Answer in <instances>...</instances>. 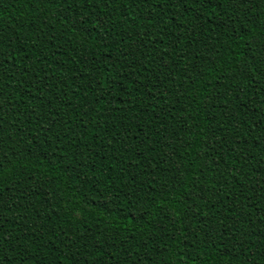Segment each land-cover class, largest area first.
Returning a JSON list of instances; mask_svg holds the SVG:
<instances>
[{
    "label": "trees",
    "instance_id": "1",
    "mask_svg": "<svg viewBox=\"0 0 264 264\" xmlns=\"http://www.w3.org/2000/svg\"><path fill=\"white\" fill-rule=\"evenodd\" d=\"M213 7L181 15L174 3L158 16L159 6L140 0H94L87 8L76 0L70 12L65 0H0V103L10 108L5 135L15 131L0 146V189L21 197L14 211L11 204L0 210V234L21 235L9 242L16 247L12 264H64L63 236L93 233L72 247L82 264H264V73L261 55L248 51L253 40L260 42L254 48L264 45V0L243 6L242 16ZM85 12L83 25L65 19ZM128 47L140 48L147 74L123 65ZM104 77L116 81L103 89L101 103L113 109L107 122L91 111ZM148 81L160 85L159 95H145ZM194 89L199 99L192 103ZM240 89L247 103L239 108L220 100L201 107L208 93L230 99ZM213 114L219 127L205 155ZM125 129L143 140L142 156L121 155L113 140ZM28 188L35 191L23 195ZM204 189L208 199L195 202L197 217L183 216L188 193ZM205 219L218 228L215 246L199 229ZM33 224L38 231L30 236ZM41 236L51 237L47 247ZM234 244L242 247L225 255ZM5 253L12 256L10 247Z\"/></svg>",
    "mask_w": 264,
    "mask_h": 264
},
{
    "label": "snow or ice",
    "instance_id": "2",
    "mask_svg": "<svg viewBox=\"0 0 264 264\" xmlns=\"http://www.w3.org/2000/svg\"><path fill=\"white\" fill-rule=\"evenodd\" d=\"M76 2V0H65V3L67 4V8L65 9L66 12H70L71 8L73 7V4ZM94 2V0H79V4L81 7L87 8L89 7L92 3ZM140 3H143L145 5H148L150 8H155L157 6L160 7L161 12L157 13V15H163L165 14V6H171L172 4H180L181 7L183 8V13H180L181 15H183L184 13H187L189 11H193V9H203V8H207V7H213L214 4H220L222 6H224L225 8H234L235 9V13L236 15L242 16L244 14V7L245 5H249L252 3V0H140ZM215 7H213V11H215ZM88 15L87 12H85L84 17H81L80 19L74 20L72 15H65V19L68 20L73 27H76L77 25H83L84 24V18H86ZM224 15H227V13L225 12ZM146 19L150 20V17H146ZM230 19V18H229ZM248 23H251V21H247ZM100 27L104 28L106 27L105 24L101 23ZM239 27V25H233V27L230 29L231 31H235L237 30V28ZM91 29L94 31L96 29V24H92L91 25ZM89 35H91V32H89ZM144 35H147V33L145 32ZM194 35V33H193ZM93 39H95V37H93ZM178 39H181V37H178ZM182 39H184L185 41H187V37H182ZM122 42V40H121ZM259 41L253 40L251 42V44H249L248 46V51L252 54V58L255 59L256 55L259 53L261 55V62L259 65H257V67H259L261 73H264V45H261L260 48H254L253 45L259 44ZM105 47L107 45H104ZM173 48H175V45H172ZM140 52V48H130L128 47L126 51L123 52V56L125 57V60L122 62L124 66L128 67L129 69H132L135 67L136 71H143L144 73H148L149 69L144 66L141 67V61L142 59H147L146 57H143L142 55H137V53ZM183 55V54H181ZM168 56L167 52L164 53H160L159 56L157 57H153L151 60V63H155L156 59H161ZM10 59V57H9ZM4 58H3V53L0 52V78H2L5 73L3 71V67H4ZM163 68H167L168 65L165 63L163 66ZM192 68H194L195 66L192 65L190 66ZM248 67V65H244V68L246 69ZM24 71H26V69H24ZM187 71V69H186ZM19 74V73H18ZM197 76L202 75V73L197 72L196 73ZM11 77H9L10 79ZM104 84L101 87H98L96 89V91L99 93V95L97 97H95V105H99V108H96L95 105L93 106V108L91 109V111H98L101 113V118L107 122L111 119L112 117V112L113 109L110 106L111 102H105V103H101L102 101H104V97L105 95H108V93L104 92V88H108L110 86H112L114 83H116V81H113L107 77H104ZM188 79H192V76H188ZM224 77H221V80H223ZM231 79H235V75H232L229 78V82L231 81ZM99 84V81H96ZM132 81H129L128 87L129 89H131V85H132ZM143 83V82H142ZM193 84H195V80H193ZM35 87L37 88L38 91H42L43 87L40 84V81L37 80L34 82ZM151 85V87L149 86ZM218 87H220L219 83L217 85ZM143 87L145 89V95H147L148 92H152L154 96L159 95L160 93V85L159 84H155L152 81H148L147 83H143ZM227 90V89H224ZM264 90V89H262ZM121 91H124V89H121ZM137 91H139V89H137ZM244 92V89H240L239 92H236L234 95H232V97L230 99H225L222 98L218 95H216L215 93H208L206 95L205 100L200 101L201 107L203 110L207 111L210 107L215 106L216 101L220 100L221 104L224 107H227L228 104H232V103H236L237 108L241 107L243 104H246V101H242L241 100V94ZM126 94H130V92H127ZM2 95V94H0ZM163 98V97H161ZM192 103H195L199 97L196 95V90L194 89L193 92L190 94L189 97ZM239 102V103H237ZM11 107V106H10ZM10 110L9 109H5L3 107V103H0V146H2L5 142V140H11V137L15 135V131H13L10 135H5V128H4V116L7 115V112ZM117 111L119 109H116ZM174 110V109H173ZM161 111H163V109H161ZM223 115V114H222ZM262 115H264V113H262ZM159 118V117H157ZM190 118V117H189ZM224 120L229 121L230 122V118L228 116H223ZM53 123H55V120L52 121ZM99 123V121L97 122ZM209 125V141L210 143L208 144V147L205 149V155L207 154L208 149L211 147L212 143H215L213 137H215L216 135V131L217 128L219 127L218 125H216L215 123V114H213V119L210 120L208 122ZM137 128H139V125H136ZM26 131H31L30 129H26ZM45 131H48V129H45ZM131 131V129H125L123 135L118 139V140H113L114 143H118L120 145L119 151L121 153V155H123L125 152H133L134 155H138V156H142L143 152L140 150V146H142L143 144V140L139 139L137 137L136 134L133 135H129L128 133ZM160 131H165V129H160ZM93 135H95V133H93ZM29 139H32V137L30 136ZM144 139H147V137H144ZM260 140L264 141V134H261L260 136ZM128 141H131V145L128 144ZM247 141H245L246 143ZM235 144H240L239 140H236L234 142ZM105 147H111V143L105 145ZM231 151H235V148L230 149ZM83 154V153H81ZM5 157L0 156V160L4 159ZM262 165H264V161L261 162ZM2 166V165H0ZM207 171H210V169H206ZM262 171H264V167H262L261 169ZM146 175H148L150 177V173H146ZM233 175H235V171L233 170ZM83 183H88L87 178L84 179ZM153 183H155V181H153ZM151 186V185H149ZM213 187H216L215 183H213ZM139 190V189H137ZM35 190L32 188H28L25 190L23 195H28L32 192H34ZM207 190L204 189L202 190L200 193H197L195 190H193L192 192L188 193L187 197L184 200V210H183V216L185 217H189L190 219L196 218L197 217V213L193 211V209L196 207L195 202L198 200H207L208 199V195L206 194ZM21 197H19L11 188L5 192L2 189H0V210H3L8 204H11V208H9V211H14L16 207L19 206V199ZM227 198V194L225 193V197L223 199ZM191 200V203H188V201ZM233 200H235V195H233ZM179 202V201H178ZM107 203H110V201H108ZM46 205L42 204V208H45ZM228 212L232 213V216L235 218L236 213L233 212L232 208L228 209ZM39 215V212L36 214ZM35 219V217H34ZM193 227H196L197 224H193ZM198 226L199 229L202 230V234L208 238V242L213 243V246H215V239L218 233V228L216 225H213L210 223L209 220L205 219L202 221H198ZM0 228H2V224H0ZM34 229L38 231V228H36V225H32L28 228V235H34ZM189 235H191V233H188ZM63 235V234H62ZM95 235H97V233H93L91 237L88 238H84V237H68V236H63V239L61 240V243L64 245V248L68 250V256L65 257L64 260V264H82L80 259H77V253L72 251V247L73 245L76 244L77 240H87V239H92L95 237ZM21 239V235L19 232L16 233L15 236H12L11 234L8 235H3L0 234V264H12V260L15 259L16 257V247H11L9 242L10 241H19ZM40 245L43 247H47L48 243L51 241V237H49V240H44L43 237L41 236L40 238ZM84 247H87V243L85 242V244L83 245ZM6 247H10V250L12 252V256L11 257H7L6 253H5V248ZM242 246L239 244H234L232 249H229L225 255H231V253L233 251H238ZM183 258V257H181ZM27 259H33L32 256H28ZM20 264H24V261L21 260Z\"/></svg>",
    "mask_w": 264,
    "mask_h": 264
}]
</instances>
